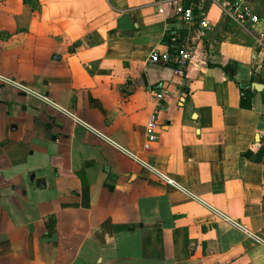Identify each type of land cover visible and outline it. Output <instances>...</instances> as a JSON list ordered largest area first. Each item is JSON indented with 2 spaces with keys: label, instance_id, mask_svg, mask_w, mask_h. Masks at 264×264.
<instances>
[{
  "label": "crops",
  "instance_id": "crops-1",
  "mask_svg": "<svg viewBox=\"0 0 264 264\" xmlns=\"http://www.w3.org/2000/svg\"><path fill=\"white\" fill-rule=\"evenodd\" d=\"M175 6L0 0V71L264 239V0H248L259 22L246 26L208 3L204 34ZM179 47L194 55L185 76L149 59ZM153 89L168 93L146 149ZM0 264H264V244L67 114L4 87Z\"/></svg>",
  "mask_w": 264,
  "mask_h": 264
},
{
  "label": "built area",
  "instance_id": "built-area-1",
  "mask_svg": "<svg viewBox=\"0 0 264 264\" xmlns=\"http://www.w3.org/2000/svg\"><path fill=\"white\" fill-rule=\"evenodd\" d=\"M176 4L175 11L176 14L186 23H192L195 20L198 21L201 32L204 34L206 30L209 31L211 28V21L209 17V11L207 9L208 3H215L218 4L224 11L225 15L240 26H246V23H258L259 17L255 14L253 9L248 6V0H195L189 6H185L183 4L184 0H170ZM162 11V10H161ZM176 37L173 38L175 40ZM194 55L193 53L186 48H176L173 52H161L158 50H154L149 59L153 63H173V73L176 76H185L187 70L189 68L191 60H193ZM262 65L264 66V52L262 58ZM4 87H10L16 89L17 91L21 92L25 96L36 98L53 108L67 114L69 117L73 119V121L87 129L93 135L101 138L103 141L112 145L115 149L119 150L123 154L127 155L135 162L149 170L151 173L159 177L163 182L174 186L175 189L185 193L190 198L200 202L201 204L205 205L207 208L215 212L219 218H222L229 224L233 225L234 227L244 231L248 235L252 236L254 239L260 241L264 244V239L259 237L258 235L250 232L248 228L241 224L239 221L229 218L225 214L221 213L212 205L208 204L205 200L201 197L197 196L195 193L191 191L188 187L182 185L181 183L177 182L176 179L171 177L168 173L162 171L155 165L149 163L145 158L141 156L140 153L134 152L124 145L120 144L109 135L101 131L100 129L93 126L91 123L83 120L82 118L78 117L75 113L70 111L69 109L59 105L58 103L54 102L50 99L46 94L36 90L35 88L31 87L30 85L23 83L19 79L6 75L0 71V97L2 95V90ZM152 97L154 100V108L149 115V118L146 123V143L145 148L149 149L151 143L157 139V127H158V117L160 109L162 108V100L168 93V90H151Z\"/></svg>",
  "mask_w": 264,
  "mask_h": 264
},
{
  "label": "trees",
  "instance_id": "trees-1",
  "mask_svg": "<svg viewBox=\"0 0 264 264\" xmlns=\"http://www.w3.org/2000/svg\"><path fill=\"white\" fill-rule=\"evenodd\" d=\"M242 90H243V92H246V95H250L251 93H252V91H251V87H249V88H242Z\"/></svg>",
  "mask_w": 264,
  "mask_h": 264
}]
</instances>
